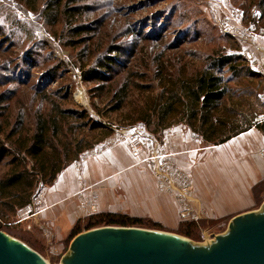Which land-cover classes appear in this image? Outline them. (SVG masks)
<instances>
[{
    "label": "rangeland",
    "instance_id": "rangeland-1",
    "mask_svg": "<svg viewBox=\"0 0 264 264\" xmlns=\"http://www.w3.org/2000/svg\"><path fill=\"white\" fill-rule=\"evenodd\" d=\"M257 1L80 0L76 3H88L89 9H85L80 16H77L73 24L67 25L62 21L49 26L44 23L38 11L28 10L21 0H0V37L2 38L0 43L6 44V50L0 51V58L5 57L6 60L18 64L19 67L12 72L11 78H24L29 81L26 87L20 86L22 92L18 93L13 101H35L31 102L35 110L39 101L43 100L35 96L33 87L31 89L29 87L33 85L45 87L47 90L56 91L57 95L68 92V98L60 97V100L75 101L95 116L90 101L104 100L93 94L91 91L93 84L83 75L88 68L98 65L97 62L107 53L106 50L110 45L119 44L115 53L117 57L114 59L116 64L128 59L127 52L132 48L131 45L137 46L132 50H136V53L133 54L135 59H131L133 65L131 68L144 77L136 76L133 79L143 84L157 86L158 79L154 77L155 64L152 60L157 53H162L161 59L165 65L162 75L180 71L183 63L185 75H188L199 66L203 57L215 52L243 55V49L248 44L244 35L251 25L256 26L254 33L257 31L264 33V17H261ZM96 19H99L96 25L98 31L71 35L70 29L75 25L80 23L90 25ZM137 30L144 34H162L164 42L137 41L140 37ZM126 31H133L134 34ZM167 45L175 48H169ZM181 53L182 57L179 55ZM126 76L129 77L128 73L124 72L122 78ZM0 79L4 81L0 85V92L11 97L13 92L11 93L10 89L14 88L16 83L7 84L5 80L10 78L5 73L0 74ZM129 79L131 80L132 76ZM237 79L240 82L230 83L237 90V95L233 96L231 101H242L241 106L237 107L241 111L238 117V121L242 123L240 125L245 124L243 123L245 119H261L260 113L264 108L262 78L250 79L242 73ZM138 93L135 88L129 101H137L140 98H137ZM76 94L81 98H77ZM118 117L115 121L109 122L113 132L93 148L82 152L79 159L74 162L96 155L102 149L117 142H123L128 153L135 157L138 163L148 167L145 166L147 169L142 173L136 172L134 177L129 175L134 171L128 172V176L122 179L123 186L119 189V195L109 199L114 204L107 205L105 210H93L82 215L78 218L82 220L81 224L83 225L86 217L92 213L109 211L141 218L143 224L135 225L137 227L163 230L187 237L190 239V245L196 248H208L216 242L217 235L226 236L234 227L232 217L208 219L200 217L197 212L184 214L175 197V201L163 198L164 195L168 196L167 192L155 178L146 150L134 155L130 151L129 144L131 133L140 136L150 134L160 140L159 133H152L143 122L129 124ZM102 122L107 121L103 119ZM111 138L112 142L109 141ZM44 186L37 189L32 200L40 195ZM259 192L264 195V190L258 191L256 192L258 198H260ZM142 193L147 195L145 199L141 196ZM263 201H257L258 205L253 209H258L256 214L264 213ZM190 221L196 222V227H193L194 235L188 237L182 231ZM0 230L26 243L41 254L49 264H64L63 260L70 253V245L75 237L64 238L63 249L59 253H50L45 250L46 247L39 244V239L27 234V229L18 215L10 219L8 227ZM85 230L88 229L82 227L79 233ZM48 239V242L52 241V236L49 235ZM42 240L45 241V237Z\"/></svg>",
    "mask_w": 264,
    "mask_h": 264
},
{
    "label": "trees",
    "instance_id": "trees-1",
    "mask_svg": "<svg viewBox=\"0 0 264 264\" xmlns=\"http://www.w3.org/2000/svg\"><path fill=\"white\" fill-rule=\"evenodd\" d=\"M21 1L28 10L38 11L44 23L49 26L62 21L67 25L73 24L77 16L89 9L88 3H76L80 0ZM256 4L261 17H264V0H258ZM98 21L96 19L90 25H75L70 29L71 35L98 31ZM136 32L140 36L137 41L164 42L162 34ZM126 33L134 34L133 31ZM118 46L110 45L107 53L97 62L98 65L88 68L83 75L93 84V94L104 100L90 101L95 116L75 101L60 100V97L68 98V92L57 95L56 91L45 87H29H33L35 96L43 100L39 101L35 110L31 105L35 101H13L22 92L20 86L26 87L29 81L11 78L18 64L5 57L0 58V74H8L10 79L5 80L7 84L16 83L10 89L13 92L11 97L0 92V229L8 227L10 219L31 203L40 186L51 185L58 173L78 160L82 152L107 138L113 132L109 122L115 121L118 116L129 124L143 122L152 133L159 135L164 128L184 123L205 144L222 143L251 126L264 135V118L245 119V124L240 125L242 123L238 117L241 111L237 107L241 106L242 101H231L237 95V90L230 83L240 82L237 77L242 73L250 79L262 78L264 88V75L253 70L243 55L215 52L203 57L199 66L188 75H185L184 63L180 71L162 75L165 65L160 52L152 58L158 85L150 86L133 79L136 76L144 77L131 68V59H135L133 54L136 53V50H132L137 46L131 45L132 48L127 52V62L116 64L114 59L117 57L115 53ZM5 47L6 44L0 43V51L6 50ZM167 47L175 48L171 45ZM179 55L182 57V53ZM124 72L132 76V79L128 76L122 78ZM2 83L4 81L0 79V85ZM135 88L139 91L137 98H140L129 101ZM103 119L107 122L103 123ZM263 186L264 180L253 187L255 208L257 201L264 198L262 192H259L260 198L256 193L264 190ZM80 221L76 220L66 238L74 237L81 232L82 227L91 229L104 225L143 224L139 217L109 211L92 213L86 217L83 225ZM193 227H196V222H188L182 233L188 237L193 236Z\"/></svg>",
    "mask_w": 264,
    "mask_h": 264
},
{
    "label": "crops",
    "instance_id": "crops-1",
    "mask_svg": "<svg viewBox=\"0 0 264 264\" xmlns=\"http://www.w3.org/2000/svg\"><path fill=\"white\" fill-rule=\"evenodd\" d=\"M248 46L257 58H264V33L255 32ZM260 114L264 118V108ZM160 140L173 163L191 178L188 205L194 213L219 219L255 209L253 187L264 180V135L256 127L213 145L203 143L186 124L177 123L164 128ZM145 166L128 153L123 142H117L65 167L18 211L19 220L45 250L59 253L76 220L93 210H105L113 203L110 197L119 195L127 173L134 171L129 174L134 177L146 171ZM167 195L163 198L174 200V195ZM49 235L52 241L48 242Z\"/></svg>",
    "mask_w": 264,
    "mask_h": 264
},
{
    "label": "water",
    "instance_id": "water-1",
    "mask_svg": "<svg viewBox=\"0 0 264 264\" xmlns=\"http://www.w3.org/2000/svg\"><path fill=\"white\" fill-rule=\"evenodd\" d=\"M257 210L233 217L232 230L226 236L217 235L208 248H196L187 237L163 230L119 225L91 228L75 235L63 263L264 264V213L256 214ZM0 264L49 263L26 243L0 230Z\"/></svg>",
    "mask_w": 264,
    "mask_h": 264
},
{
    "label": "built area",
    "instance_id": "built-area-1",
    "mask_svg": "<svg viewBox=\"0 0 264 264\" xmlns=\"http://www.w3.org/2000/svg\"><path fill=\"white\" fill-rule=\"evenodd\" d=\"M255 30L256 26L251 25L250 29L246 31L244 37L248 43H251ZM242 54L253 70L264 75V58H257L248 44L244 47ZM262 99L264 101V93L262 94ZM109 141L112 142L113 139L111 138ZM129 144L130 151L134 155L146 150L147 157L151 164L150 166L159 185L162 186L167 193L174 195L175 199L180 204L182 213H192V208L186 203L190 198L189 193L192 187L191 178L184 170L178 168L173 163L170 154L166 151L164 143L150 134H143L140 136L136 133H131L129 134Z\"/></svg>",
    "mask_w": 264,
    "mask_h": 264
},
{
    "label": "bare ground",
    "instance_id": "bare-ground-1",
    "mask_svg": "<svg viewBox=\"0 0 264 264\" xmlns=\"http://www.w3.org/2000/svg\"><path fill=\"white\" fill-rule=\"evenodd\" d=\"M81 94H82V93H81ZM76 97L79 98V99L81 98V96H80L79 94H76ZM46 261H47V260H46Z\"/></svg>",
    "mask_w": 264,
    "mask_h": 264
}]
</instances>
